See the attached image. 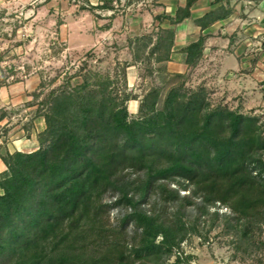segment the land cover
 <instances>
[{"label": "trees", "instance_id": "obj_1", "mask_svg": "<svg viewBox=\"0 0 264 264\" xmlns=\"http://www.w3.org/2000/svg\"><path fill=\"white\" fill-rule=\"evenodd\" d=\"M117 1L81 8L113 19ZM196 2H179L154 15L151 33L129 36L131 59L116 61L112 73L84 59L46 93L43 80L30 92L26 104L36 108L25 136L35 118L44 127L34 150L0 151V264H189L182 243L216 227L236 251L264 250V121L214 100L204 82L188 84L204 30L233 13L232 0H210L193 18ZM186 19L200 32L175 48ZM175 53L183 72L166 69ZM136 64L155 82L142 95L127 86L126 69ZM16 81L1 76L0 87ZM7 116L0 107V122ZM9 130L0 125V138ZM111 209L122 212L118 230L106 233Z\"/></svg>", "mask_w": 264, "mask_h": 264}, {"label": "rangeland", "instance_id": "obj_2", "mask_svg": "<svg viewBox=\"0 0 264 264\" xmlns=\"http://www.w3.org/2000/svg\"><path fill=\"white\" fill-rule=\"evenodd\" d=\"M179 2L118 0L114 4L116 10L113 19L109 18L111 11L96 9L92 12L81 8L99 4L100 0H22L9 4L7 8H0V77L5 76L8 81L17 79L15 83L20 92L25 93L31 101L30 92L36 89L40 80L45 83L43 92L46 93L61 82L64 72L75 71L84 59L92 68L112 73L116 61L131 59L127 47L128 37L151 33L156 27L154 15L162 11L172 13ZM243 9L242 4L240 11L247 17ZM246 19H250L246 24L251 22L250 17ZM108 23L111 24L109 29H100ZM237 31L226 32L224 36L215 35L218 38L213 40L209 38L212 34L208 32L202 60L193 70L188 84L194 86L204 82L211 89L214 100H222L231 107H239L243 112L259 115L264 121V84L260 86L252 80H243V74L254 71L255 64L252 65V61L255 59L256 63L259 55L255 49H264V36L239 35ZM196 33L190 24H178L175 47L179 48L196 38ZM233 34L235 42L230 46V35ZM236 42L245 44L242 55L250 62L246 68L235 65L239 60L231 52L237 46ZM88 53L93 56H88ZM177 54L179 56L180 53ZM176 57L174 54L171 61L166 63V69L170 72H183L186 67ZM147 72L143 65L129 66L126 69L128 89L142 95L153 86V77ZM27 102L13 110L7 108L8 116L2 120L6 122H0V125H6L10 130L0 138V151L29 152L37 147L36 134L44 127L41 117L33 120L31 139L25 136V130L23 138H17L20 136H17V132L32 119L36 108V104L27 105ZM128 110L132 114L136 112V100L128 102ZM1 167L3 163L0 159V170ZM219 210L226 211L225 208ZM121 212L122 209H111L105 214L102 223L106 233L118 230ZM206 229H202L206 233L205 240L202 236L191 235L181 245L183 257L190 256L189 264H264V250L243 254L227 244V237L220 234L221 227L210 231ZM173 259L174 256L171 261Z\"/></svg>", "mask_w": 264, "mask_h": 264}, {"label": "crops", "instance_id": "obj_3", "mask_svg": "<svg viewBox=\"0 0 264 264\" xmlns=\"http://www.w3.org/2000/svg\"><path fill=\"white\" fill-rule=\"evenodd\" d=\"M21 1L22 0H0V8H7V5L12 4V3L15 4ZM183 1L184 0H180L181 3H183ZM208 3H209V0H197V2L193 5L191 9L192 17L193 18L199 17L203 13H205L207 10H209L211 7L209 6ZM231 4L233 7V13L228 18L215 22L207 29L208 30L207 32L212 34V36L209 37L211 38V40L218 38V36H215V35L222 34L221 36H224L226 32L231 33L232 31H235V30L237 31L239 29L240 30L237 31L239 35H242V34L247 35V36L252 35L254 37H258L260 35L264 36V0H259V1L232 0ZM242 4L244 6V9H243L244 13L247 14V17L251 18L250 23H247V24L245 23L246 21L249 22L250 19H246L247 17L241 13L240 8H242ZM183 23L190 24V26L193 29H195V31L197 32L196 34L197 35L199 34V27L195 26L192 23L191 19H186L180 24H183ZM218 31H220V33ZM194 39H191L188 42ZM188 42H185L183 45L187 44ZM245 43H247V40H245ZM183 45H180V47ZM236 45L237 46L234 48L233 52H231L232 56H235L236 58L238 57L237 61L239 60V63L237 62V64L235 65H238V66L240 65V66H243V68L244 67L246 68L247 66L246 64L250 65L249 64L250 62L245 56L242 55V53H244L245 51V46H244L245 44H243L242 42L241 43L236 42ZM255 50L259 51V55H258V60L255 63L254 71L250 74L248 73L246 75L243 74L244 75L243 80L247 82H251L252 80L257 85L259 84L260 86H263L264 84V49H262L261 47H257ZM175 55L177 56L176 57L177 59L179 60L181 59L182 61L183 55L179 54L178 56L177 53H175ZM180 63H182V65L185 66L183 61ZM176 72H182V70H177ZM27 101H29L28 96L25 93L20 92V88L17 83H12V84H9L8 86L0 87V107L4 106L6 107V109L8 108V109L13 110L15 108H18V106H21V103H25ZM26 108H30V107H26ZM10 118L11 117H9V119ZM1 122H6V121H1ZM7 122L9 124V121ZM17 133H18L17 136L20 135L17 138L22 139L23 134H24V129L21 128V130H19V132ZM31 138H32V135L29 137V139ZM4 169H5V165L3 164V167H1V170H4Z\"/></svg>", "mask_w": 264, "mask_h": 264}]
</instances>
